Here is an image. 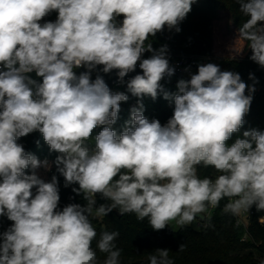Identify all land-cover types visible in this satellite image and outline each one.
Returning <instances> with one entry per match:
<instances>
[{
	"label": "clouds",
	"instance_id": "9594fccd",
	"mask_svg": "<svg viewBox=\"0 0 264 264\" xmlns=\"http://www.w3.org/2000/svg\"><path fill=\"white\" fill-rule=\"evenodd\" d=\"M236 2L246 17L237 39L247 42L250 59L264 68V0ZM193 3L0 0V64L6 69L0 71V216L12 222L0 232V264H121L115 243L120 233L101 231L97 240L92 223L114 209L135 214L138 221L147 218L155 231L173 220L191 225L198 214L210 219L204 214L225 198V214L239 216L253 206L264 211V131H244L243 139L227 143L243 126L255 87L246 95L248 86L238 73L213 63L198 66L190 80H179L175 93L159 83L174 68L167 46L153 49L149 38L165 27L179 32ZM53 11L55 22L40 23ZM145 52L152 55L142 59ZM138 62L143 74L127 82L128 92L153 99L163 92L165 100L174 101V113L161 125L145 117L138 101L117 134L113 125L129 97L112 92L100 75L92 80L90 72L103 65L104 73L118 70L123 82ZM80 67L89 71L77 76L74 69ZM33 71L41 83L26 75ZM98 126L102 130L90 148L86 142ZM34 131L59 153L56 170L65 187L79 185L72 191L83 195L85 205L58 210L57 177L45 182L37 175V169L52 165L17 142ZM200 167L220 175L202 178ZM97 195L107 203L97 207ZM148 261L174 264L168 249H156Z\"/></svg>",
	"mask_w": 264,
	"mask_h": 264
},
{
	"label": "trees",
	"instance_id": "16d2710c",
	"mask_svg": "<svg viewBox=\"0 0 264 264\" xmlns=\"http://www.w3.org/2000/svg\"><path fill=\"white\" fill-rule=\"evenodd\" d=\"M58 13L53 11L42 18L40 23L55 22ZM118 19L122 20L123 17ZM246 20L239 12V5L236 0H195L191 5V11L180 23V31L168 30L158 32L149 41L153 49H159L165 43V38L169 35L168 42L170 52L177 56H211L213 60L210 63L216 64L221 71H231L238 73L248 87L245 94H249L248 88L255 87L252 93L253 99L250 110L244 117V124L240 130L233 133L227 143L231 145L237 138L243 139V132L256 129L264 131V68L250 59L252 51L246 47L242 58L230 59L217 63L214 59V35L216 25L220 22L225 23L228 33H237L241 24ZM264 24V22H261ZM150 52H145L144 55ZM250 75L253 78H250ZM188 80L184 75L170 76L169 80L162 79L161 84L164 91L175 93L178 91L177 84L179 80ZM118 92H124L129 99L121 102L119 118L113 129L119 134L123 131L131 118V109L138 106V101L143 103L144 115L149 121L159 120L161 125L167 123L174 113V101L165 100L163 92L158 91L156 99L150 96L137 98L128 92L127 85L119 88ZM102 130L98 126L93 130L91 138L86 142L90 148L95 146V136ZM18 143L24 146L26 152L34 154L41 161L47 159L51 162V168L47 173L45 182H50L53 175L57 177L60 201L58 210L63 207L78 203L82 206L86 204L83 195H77L72 191L78 188V184H72L65 187V180L56 170L53 163L59 155L57 152L50 151L49 146L44 142L43 136L38 131L19 138ZM39 142V143H37ZM31 174V169L25 170ZM198 175L202 178L207 176L215 179L220 173L213 168H198ZM118 178V177H117ZM35 193V189H33ZM100 195L96 196V206L105 204ZM228 203L227 198L219 202V206L205 219L203 229H196L192 226L180 227L177 231L171 229L168 225L163 230L155 231L151 228L147 218L138 221L135 214H126L118 216L114 209L101 220L93 219L92 223L97 231V240L101 231H118L119 237L115 241L116 246L122 250L121 264H149L148 257L156 249H168L169 257L174 264H261L264 261V225L260 218L264 216V211H257L256 207L252 209L255 212L250 220L248 233L249 237L243 240L246 231L236 225L235 217L223 212L224 206ZM199 220V219H198ZM201 221V220H200ZM11 221L7 217L0 216V232L6 230ZM184 245L183 251H179L180 245ZM92 246L95 248L96 240ZM98 257L102 261L104 254L98 252Z\"/></svg>",
	"mask_w": 264,
	"mask_h": 264
},
{
	"label": "built area",
	"instance_id": "2783aa9c",
	"mask_svg": "<svg viewBox=\"0 0 264 264\" xmlns=\"http://www.w3.org/2000/svg\"><path fill=\"white\" fill-rule=\"evenodd\" d=\"M170 36L168 35L165 38V43L163 46H167L168 52H167V58L169 60V65L173 67L175 70H177L181 75H184L188 78V80L191 79V76L198 73V66L205 65L207 63H210L213 58L211 56H196V57H189V56H177L173 55L170 52L169 49V42ZM152 55V53H148L147 56L143 54L142 59L149 58ZM137 66L139 67V62L137 63ZM136 66V67H137ZM83 68V67H80ZM2 67L0 66V71ZM163 79L169 80V76H165ZM129 80H124L123 82L119 81L112 86H109V88L112 90V92H118L119 88L123 85H127V82ZM217 208V207H216ZM216 208H209L208 211L204 214V216L207 218L213 210ZM255 212L251 208L249 210V213L242 212L239 216H234L236 220V225L239 227H242L246 234L243 238V240H246L249 237L248 228L250 220L254 217ZM260 222L262 225H264V216L260 218ZM205 227V223L199 220L198 228L203 229Z\"/></svg>",
	"mask_w": 264,
	"mask_h": 264
},
{
	"label": "rangeland",
	"instance_id": "374dc122",
	"mask_svg": "<svg viewBox=\"0 0 264 264\" xmlns=\"http://www.w3.org/2000/svg\"><path fill=\"white\" fill-rule=\"evenodd\" d=\"M215 28L216 30L214 35L213 57L214 59L218 60L217 63L224 62L230 59L242 58L243 54L246 53L245 44L242 40L237 39L238 34L228 33L224 22L218 23ZM249 52H251V50L248 51V53ZM49 163L51 164V162ZM49 170H45L43 167H41L37 169V175L45 180ZM102 218H98V220H101ZM198 223L199 220L197 219L196 221L193 222V224L186 226H192L193 228L199 229ZM169 226L174 231H177L181 227L176 223L175 220L169 222Z\"/></svg>",
	"mask_w": 264,
	"mask_h": 264
},
{
	"label": "water",
	"instance_id": "95a60500",
	"mask_svg": "<svg viewBox=\"0 0 264 264\" xmlns=\"http://www.w3.org/2000/svg\"><path fill=\"white\" fill-rule=\"evenodd\" d=\"M0 66L2 67L1 71L3 70H6L3 68V65L0 64ZM18 67V65H17ZM102 68H103V65H98L96 66L95 69H92L91 72H90V78L92 80H95L96 76L97 75H100L103 77V79L105 80V83L108 85V86H112L113 84L117 83L120 81L119 77H118V70H112L111 72L109 73H104L102 71ZM86 71H89L87 68L83 67V68H76L74 69V72L77 74V76H79L82 72H86ZM137 74H143L142 73V69H140V67H136L135 71L133 72H130L128 73L124 78H123V81L124 80H130L132 79L134 76H136ZM27 76H29L31 79L37 81V83H41L42 82V77H39L36 75V72L33 71L31 73H27L26 74ZM178 75H181L177 70L174 69V74L172 76H178ZM35 90V89H34ZM118 216H121V214L119 212H116ZM201 214H198L197 215V219H199V216ZM201 221H204L205 219H199Z\"/></svg>",
	"mask_w": 264,
	"mask_h": 264
}]
</instances>
